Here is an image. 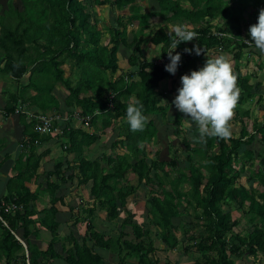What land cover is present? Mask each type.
Masks as SVG:
<instances>
[{"label":"trees","instance_id":"obj_1","mask_svg":"<svg viewBox=\"0 0 264 264\" xmlns=\"http://www.w3.org/2000/svg\"><path fill=\"white\" fill-rule=\"evenodd\" d=\"M19 1L21 10L7 3V8L0 13V70L18 82L27 76L26 81L21 82V94L18 90L4 108L6 117L15 115L17 106L20 110L28 106L35 113L58 115L79 111L83 117H91L89 128L100 124V135L107 134L115 123L120 124L122 135L112 142L111 148L121 149L124 154L86 159V150L98 142L99 134L73 129L70 126L72 120H69L58 140L62 152L66 157L74 156L73 160L68 162L66 157L59 158L45 174L46 184L31 192L25 184L41 178L37 172L45 153L38 154L34 143H43L51 137L40 136L31 130L33 124L27 125L23 145L29 151L14 161L15 175L6 181L5 193L0 199V209L7 205L22 207V211L0 212V264H49L50 260L56 259L65 264H105L97 250L109 252L117 248L118 257L126 250L127 257L136 258V264H160L152 256L157 251L150 237L153 229L158 231L156 235L164 246L163 252L175 250L179 243L177 232L185 229L183 241L192 243L183 252L194 249L200 256V261L194 264H236V261L238 264H255L257 257H262L264 262V116L261 121L254 120L250 133L247 128L251 119L249 110L242 111L243 104L259 96L253 84L250 85L251 76H243L240 68L234 66L239 90L236 106L239 135H232L228 141L208 136L204 141H195L193 146L183 138L185 167L177 176L170 177L165 169H176V158L165 161L156 152V158L147 165L146 146L158 134L153 118L161 116L162 121L167 120L169 107L162 104L167 93H157V90L160 83L173 75L165 71L164 65L145 58L138 37L149 27L150 19L169 14L168 23L184 22L193 26L197 39L190 42L201 50L200 55L187 54L184 52L187 42L179 44L175 52H180L182 59L176 74L189 71L191 55L204 58L220 44L223 51L231 52L234 61H238L247 48L243 43L246 39L242 23L246 18L257 22L260 10L264 9V0H150L156 3L158 10L144 14H140L136 5L138 0ZM182 1L187 6H182ZM92 5L130 13L110 23L109 37L103 43V33L90 23ZM216 17L223 20L219 28L211 24ZM132 25H136L138 33L128 42L127 28ZM151 31H148L149 35ZM220 34L232 37L221 40L218 39ZM171 40L162 27L151 34L149 45L160 47L156 60L167 57ZM120 47L126 51L130 71L116 76ZM66 66H69L70 75L65 77L63 67ZM57 84L67 93L61 101L54 95ZM28 90L33 95L25 98L24 91ZM136 101L143 104V114L147 117L142 132L130 131L126 121V108ZM263 102L264 97L260 96L257 105L262 113ZM17 116L24 121L23 115ZM186 119L185 114L176 111L170 122L173 135L179 137L182 134V123ZM243 158L246 162L237 170L234 165ZM255 159L257 165L253 170ZM247 165V180L250 186L257 182L256 189L237 185ZM130 175L136 177V185L130 184ZM48 179L52 181L49 183ZM74 179L78 186L90 184L88 194L92 205L98 204L110 224L120 220V208L125 206L126 199L143 187L149 206L144 227L133 225V214L127 213L121 221L117 239L114 242L105 239L95 231L92 206L85 211L86 220L75 221L85 223L83 236L78 238L70 230L64 237H59L63 217L56 206L61 203L63 209L72 213L73 208L64 204L61 194ZM40 194L47 195L50 207L37 212L35 201ZM224 206H227L226 211ZM187 208L192 209L194 223L199 228L194 235H189L192 231L189 230L191 221H187L190 216ZM243 216L248 228L235 233ZM40 228L51 235L46 248H39L32 240L39 238ZM127 228L131 231L130 239L126 238L129 236L125 232ZM125 261V257L119 258L118 264H125Z\"/></svg>","mask_w":264,"mask_h":264},{"label":"rangeland","instance_id":"obj_2","mask_svg":"<svg viewBox=\"0 0 264 264\" xmlns=\"http://www.w3.org/2000/svg\"><path fill=\"white\" fill-rule=\"evenodd\" d=\"M88 1H90L92 3L93 0H88ZM7 3L12 4L15 9L21 10V5H20L19 0H0V13L2 12V10L7 8ZM181 4H182V6H187V3L184 1H182ZM136 5L139 6L140 14L149 13V12H153V11L158 10L156 3L153 1H150V0H138ZM90 9H91V11H90V14H91L90 23L95 24L96 27L98 28V30H100L103 33V37L101 39L102 43L105 40H107L109 37L107 30L111 27L110 23L113 22L116 18H120L121 15H123V17H126V16H129V14H130L127 10H125V11H113L109 6L99 7L97 5H92L90 7ZM168 15L169 14H165V15L163 14V15L156 16L153 19H150L148 21L149 27L145 28L142 31L143 33L138 34V37L142 42V51H143L142 53L145 56V58L148 60L155 59L156 54H154L153 52L158 53L160 50V47L153 48L149 45V39L151 37V34L153 32H155L158 27H162L164 29V32L167 35H171L173 33L174 27L177 25H183L186 28H189V29L192 28L193 29L192 25H188L187 23H184V22H178V23H174V24L168 23L166 21V19L168 18ZM206 21H207V19H206ZM94 22H96V23H94ZM255 23H256V21L249 20L248 18H246L245 21L242 23L243 29L245 31V33H244L245 37L244 38L249 40V41L251 40V38L248 35V30H249L250 25H253ZM211 24H213V26L215 28H219L223 24V20L220 19L219 17H216L215 20H213ZM137 30L138 29H137L136 25H132V26H129L127 28V40H128V42H131L132 35L138 33ZM149 30H152L150 35L148 34ZM119 49L120 50L117 54L119 72L116 74V76L120 75L121 73L126 74L127 72L130 71L129 65L126 62L127 61V54H125L126 51L123 50V47H120ZM255 51H257L256 57H254V55L252 53H245L244 50L242 51V55L240 57V59H242V56L243 55L246 56V54H247V56L244 58V60L247 59V61H245L246 64H243L244 68H240V69H245V71H243V72H245V76H246V73L250 74L249 76H252V77H250V81H249L250 85L255 84L253 76L264 71V66H262V64L264 65V59L260 57L258 50H255ZM252 57H254V58H252ZM63 70L65 72V77L70 75L69 66L63 67ZM260 70H261V72H260ZM178 76H179L178 78H180L182 75H178ZM134 80L137 81V79H134ZM164 84L165 83H160L159 89L157 90V93H167V97L165 99H163V101H162V104H165L169 107V109L166 113L167 114V120L162 121V119H160L161 116L153 118L154 124L156 125V129L158 130V134H157V137L155 139L156 142L154 140L151 144L146 146V152H147L146 163H147V165H149L150 160H153L156 158V156H155L156 152H159V156L161 155V159L165 160V161H171L172 159L174 160V158H176L177 168L173 169V168L167 167L165 169L170 174V177H174V176H177L179 174V172H180V170H182V168L185 167L183 160L186 156V153L184 152V146L181 143V140L183 138H186V140H188V142H190L193 146L195 141L200 142V139H199V133H198L197 126L195 125V123L190 122L188 120L186 122L182 123L183 129H184L182 134L179 137H176L175 135H173V129L171 128L170 122L172 121V119H173V117L177 111V109L175 108V106L172 103L175 96L177 95V90L174 91V89H172V87H174V85H172V84H174V82L172 84H170L171 85L170 89H168L170 87V85H169L168 87H166L165 90H164ZM12 88H13V86H12ZM10 93H12V90ZM30 93L27 96L28 98L30 97ZM32 95H33V93H32ZM54 95L59 97V98H64L67 96V93L60 84H57V86L55 87ZM257 97H259V96H257ZM256 99L257 98L255 97L253 99V101L252 100L247 101L245 104L242 105L243 111L248 109L249 112H251V117H250L251 119L249 120L248 125H247L248 131L250 133L252 130V124H253L254 120L261 121V118L264 116L263 115L264 113H262V111L259 110L258 105L254 104V101ZM24 109L31 110L28 106L25 107ZM52 113H54V112H46L45 114H52ZM71 123L72 124H70V126L73 129L83 130L84 132L89 133V134H93V133L99 134L98 142H96L94 145H91L88 148V150H86V152H85L86 159L93 160V159L102 157L103 155L108 158L109 156L123 155L124 154V151L121 149L111 148L112 142L117 140L119 138L120 134L122 135V128L120 127V124L115 123L112 126L111 130H109L107 132V134L100 135V132H101L100 128L101 127H100L99 123L97 124V126L95 128H92V129L87 128L85 126L82 128L81 125L76 121L71 122ZM239 126L240 125H238L237 122H235L231 126L232 133H233L234 137H237L239 135V132H240ZM46 145L51 148L52 154L50 155L51 156L50 160H52L53 162L57 158L58 159L59 158L64 159V157H66V154L62 152L61 148H59L60 141H58V139L56 137H51L49 143ZM256 145H257V143L255 141L254 146H256ZM41 149H44V147L42 146ZM50 156H49V158H50ZM66 158H67V161L70 162L71 160H73L74 156H69ZM193 162L197 163L196 160H194ZM243 162L244 163L246 162L245 158H243L241 160V162L238 163L237 165H234L235 168L237 170H239L243 166L242 165ZM11 164H12V162H4V163H2L1 166H10ZM49 164L52 165L53 163L50 162ZM246 164H250V163H246ZM256 165H257V160L255 159L253 164H252V166H254V167H252L253 170H255L254 168L256 167ZM102 166H106V165L104 163H102ZM248 167H249V165H247V167L244 168V170L242 172V176H241L240 180L238 181L237 185L244 186L247 189H249V188L250 189H256L257 182H253V186H250V183L247 180L248 171H249ZM129 182L131 185H136V177L134 175H130L129 176ZM63 189H65V191L62 192V194H61V197L63 198V202L68 207L73 208V211L71 214H69L68 211H66V213H65L66 215H64V217L66 218L65 221L67 220L68 221L67 223L69 225L66 226L65 231H62L59 233V237H62V236L64 237L67 233L70 232V230H72V232L75 233V235L78 238L83 236L85 234V225H83V222H81V223L76 222L75 223V221L76 220L82 221L83 219L86 220L88 216L85 213V211L91 209L92 206H94V217H93L94 220H92V222H93V225L95 227V231L99 232L101 235H103V237L105 239H111L113 242L117 239V237L120 233L121 221L126 217L127 213L133 214L132 215L133 216V219H132L133 225H136L139 227H144V224L147 222L145 220V216L147 214L149 206H148L147 201H146V193L144 192V188L141 186L135 195H131L126 199L125 206L123 208H120V213H119L120 220L118 222L112 223V224L107 222L106 214H105V212H102L99 209L98 204L92 205V200L90 198V195L88 194V191L90 189V184H89V186H85V187L84 186H78L77 180L74 179L71 186L68 185V186L64 187ZM45 196L47 197L46 194L44 195V197ZM45 206H46V204H45ZM223 210L226 211L227 206H224ZM243 210H246V207ZM187 212H188V215H190L188 217L187 221H191V224L189 226V228H190L189 230L192 231V233L189 235H194L198 232L199 228H197L198 225H196V223H194L195 220L193 219L192 209L187 208ZM241 212L242 211H239L240 214H241ZM245 219H246V217H244V216L241 217L242 223L240 224V226L238 228H236L234 230L235 233H242L243 231H245V229L248 228ZM183 231H185V229L177 232L176 236L179 240V243H178L177 247L175 248V250L169 251V252H163L162 251L164 246L160 243V239L157 238L156 232H158V231L156 229H153L151 231L150 237L154 241L155 248L157 249V251L152 256L155 259L159 260L160 264H163L164 262H170L171 264H194L196 261H200V256L195 252L194 249H191L188 253L183 252L184 248L186 246H190V244L192 243V242L183 241V239L185 237V235L183 234ZM125 232L127 233V235H129L126 238L130 239L131 238L130 229L127 228L125 230ZM89 246H91V244H89ZM97 253H100L103 256L104 260H102V261H103V263L105 262V264H118L119 258H122V257H125V260H126L125 264H136L137 263L136 258L127 257L128 252L126 250H122L121 254H119L120 257H118V255H117L118 254V248L112 249L109 252H101L100 250H97ZM254 261H255L254 262L255 264H262V263L264 264L262 257H257L256 259H254ZM258 261H260V262L257 263ZM236 264H238V261H236Z\"/></svg>","mask_w":264,"mask_h":264},{"label":"clouds","instance_id":"obj_3","mask_svg":"<svg viewBox=\"0 0 264 264\" xmlns=\"http://www.w3.org/2000/svg\"><path fill=\"white\" fill-rule=\"evenodd\" d=\"M173 34L175 38L171 40L170 50L167 52L169 62L164 65L165 71L171 75L176 74L182 59V54L174 50L182 42L197 39V33L183 25L175 26ZM226 35L227 38L232 37L230 34ZM248 35L251 40L246 39L243 43L245 45L249 43L251 46L246 45L245 53L258 50L264 54V9L260 10L257 22L250 25ZM185 52L201 54V50L195 46L193 49H185ZM223 52L217 53L215 58H207L204 65L197 70H191L182 75L181 86L177 89V95L172 101L175 108L188 117L186 120L195 123L201 141L208 136L228 141L233 135L230 121L239 100V90L230 60ZM126 121L132 132H142L145 129L147 117L143 114V104L140 101L127 106ZM81 127L84 126L81 125ZM54 137L58 139L60 136Z\"/></svg>","mask_w":264,"mask_h":264},{"label":"crops","instance_id":"obj_4","mask_svg":"<svg viewBox=\"0 0 264 264\" xmlns=\"http://www.w3.org/2000/svg\"><path fill=\"white\" fill-rule=\"evenodd\" d=\"M193 45H194V42H190V41L187 42L186 43V47H187L186 49H189V48L193 49V47H194ZM153 53L156 54L155 59H157L158 53H156V52H153ZM223 54H226L228 56L230 63L232 65V69L234 68L235 65L238 66L239 68H244L243 64H246L245 61H247V59L244 60V58L247 56V54H246V56L243 55L242 59H240V61L239 60L234 61L233 55L229 51L223 52ZM253 55H254V57H256L257 51L254 50ZM259 55L261 58L264 59V54H261L259 52ZM216 56H217V54L213 53V51L205 54L204 58L203 57L199 58V57L191 55L189 71L186 69L184 71V73L186 74V73H189L191 70H197L198 68H200L204 65L207 58H215ZM254 57H252V58H254ZM155 59H153V60H155ZM262 66H264V65L262 64ZM1 67H2V65H0V69H1ZM240 71H241L242 75L245 76V72H243V71H245V69H240ZM260 72H261V70H260ZM249 75L250 74L246 73V77H248ZM178 77H179L178 74H175V75H173L172 78H169L165 82H162V83H165L164 84V90L166 89V87H168L170 84H172L174 82V84H172V85H174V87H172V89H174V91H176L179 88V86L181 85L180 84V78H178ZM253 78H254V82H255V84L253 85L254 90L256 92H258L259 97L260 96L264 97V71L259 73V74L254 75ZM26 79H27V76H25L22 79V81L18 82L16 80H14L13 78H11V76H9L8 74L2 73L0 70V199H1V196L5 193L6 181L15 175V172L12 170V167L14 166V164H13L14 161L21 155L22 156L27 155V153L29 151L28 149H25L26 146L23 145L24 139L26 138V137H24L25 127L27 125H29L27 123V120L24 119V121H22V120H20V118L17 115H9L6 117L5 112H4V108L6 107L7 104L10 103L13 96L17 95V93L19 91L21 94V92L23 90L21 82H25ZM12 86H13V88H12ZM255 87H257L258 89H255ZM170 88H171V85L168 89H170ZM11 90H12V93H10ZM24 92L26 94L25 98H27L28 94L31 91L28 90V91H24ZM31 95H32V93H30V96ZM255 97L257 99L254 101V104L257 105V100L259 97L254 96L253 99ZM59 99L61 101L64 98H59ZM253 99H251V100L253 101ZM16 108H18V106ZM246 110H248V109H246ZM239 113H242V112L239 111ZM236 116H237V110L235 108L234 109V116H233L232 120L230 121L231 126L235 122H237V124L239 125L240 120L236 119ZM249 117H251V112H249ZM261 120H262V118H261ZM91 129H92V127H91ZM31 130H33V129H31ZM49 141H50V139L46 140L43 143H41V141H39L38 144L35 145L34 150H36V152L38 154H41L44 152L45 153H44V157L41 159L40 168L37 172L38 175H41V178L38 179V181H36V179H35V180H33V181L31 180V182L25 184L26 187L30 188L31 192L38 190V187L42 188L46 184L45 174H47V172L53 168L54 163H56L58 161V158L55 159L54 162L52 160H50L51 159L50 155L52 154L51 148L46 145L49 143ZM42 146L44 147V149H41ZM59 148H61V145L59 146ZM49 156H50V158H49ZM4 162H12V164L10 166H1L2 163H4ZM50 162L53 164L50 165L49 164ZM48 180H49V183H50V181H52V179H48ZM45 204H46V206H45ZM58 204L59 205L56 207H58L60 209L59 210L60 214H61L60 217L61 218L63 217L61 219L62 229L60 231V232H62V231H65L66 226L69 225L67 223L68 221L67 220L65 221L66 218L64 217V215H66L65 213L67 211V208L63 209L61 207L62 205H60L61 203H58ZM49 207H50V203H49L48 197H46V196L44 197V194H40L38 199L35 201V210L37 212H40L44 209H49ZM19 211H22V207H21V210H19ZM83 225H85V223H83ZM40 230L41 231H39V233H38L39 238H32V240L39 246V248H46L48 246L50 240H51V235L49 234V232H47L43 228H40ZM58 247H60V246H57V248ZM49 264H65V263L61 259H56V260H50Z\"/></svg>","mask_w":264,"mask_h":264},{"label":"built area","instance_id":"obj_5","mask_svg":"<svg viewBox=\"0 0 264 264\" xmlns=\"http://www.w3.org/2000/svg\"><path fill=\"white\" fill-rule=\"evenodd\" d=\"M188 30L192 31V28ZM215 34V33H214ZM172 39H174V34L172 33L171 35H168ZM227 38V35L220 34L218 39H225ZM246 45L251 46L249 43H246ZM213 53H222L223 48L222 45L220 44L216 48H214ZM210 51V52H211ZM175 52V50H174ZM168 58H162L160 60H155L154 63L158 65H165L167 64ZM15 115H23L25 119L27 120L28 124H33V131L39 134L40 136H61L63 134V129L65 128L66 123L72 119L73 121H76L80 123L81 125L85 127H89L90 119L91 117H83L79 111L74 112L71 115H58V114H45V113H40V112H33L30 110H20L19 108L15 110ZM35 145L38 144V141H35ZM4 206V205H3ZM3 210L4 213H9L10 211L16 210L19 211L21 210V207H15L13 205H7L4 206L3 208L0 209ZM1 221V217H0Z\"/></svg>","mask_w":264,"mask_h":264}]
</instances>
